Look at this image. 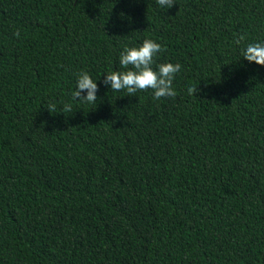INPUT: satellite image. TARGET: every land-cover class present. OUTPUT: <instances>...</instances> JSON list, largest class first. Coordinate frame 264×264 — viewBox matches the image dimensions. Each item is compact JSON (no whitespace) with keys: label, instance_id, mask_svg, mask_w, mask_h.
Segmentation results:
<instances>
[{"label":"trees","instance_id":"obj_1","mask_svg":"<svg viewBox=\"0 0 264 264\" xmlns=\"http://www.w3.org/2000/svg\"><path fill=\"white\" fill-rule=\"evenodd\" d=\"M175 2L0 0V264H264V0ZM145 39L175 98L102 82Z\"/></svg>","mask_w":264,"mask_h":264},{"label":"clouds","instance_id":"obj_2","mask_svg":"<svg viewBox=\"0 0 264 264\" xmlns=\"http://www.w3.org/2000/svg\"><path fill=\"white\" fill-rule=\"evenodd\" d=\"M157 3L165 9L176 4L175 0H157ZM243 40L244 36L240 35L235 42L240 44ZM162 51V45L152 39H145L138 47L126 46L119 56L120 66L124 70L105 73L102 82L112 91H125L129 96L135 95L138 91L151 89L155 100L175 98L177 93L173 88V80L181 71V65L171 62L156 64V57ZM242 57L248 62L264 66V43H249L244 48ZM154 64L155 67H153ZM199 91L201 89L197 85L187 89L189 95H194ZM82 92L86 94L82 95ZM97 92L96 80H93L86 71L78 73L72 97L96 105ZM64 111L72 112L71 105L65 104Z\"/></svg>","mask_w":264,"mask_h":264}]
</instances>
